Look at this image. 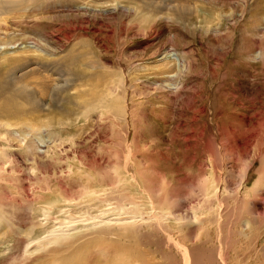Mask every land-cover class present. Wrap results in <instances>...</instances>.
<instances>
[{
	"label": "rangeland",
	"instance_id": "obj_1",
	"mask_svg": "<svg viewBox=\"0 0 264 264\" xmlns=\"http://www.w3.org/2000/svg\"><path fill=\"white\" fill-rule=\"evenodd\" d=\"M0 80V264H264V0L16 5Z\"/></svg>",
	"mask_w": 264,
	"mask_h": 264
},
{
	"label": "bare ground",
	"instance_id": "obj_2",
	"mask_svg": "<svg viewBox=\"0 0 264 264\" xmlns=\"http://www.w3.org/2000/svg\"><path fill=\"white\" fill-rule=\"evenodd\" d=\"M32 1H34V0H0V13L4 12V11H8L9 8H12L16 5L30 3ZM24 59L25 60L27 59L26 62L28 63L29 60L27 57H19V58L15 57V58H13V60H14L13 65L15 66V68H18V66L24 64L22 62V60H24ZM5 61H7V58H5ZM1 81L2 80H0V82ZM1 87H4L2 82H1ZM4 88H6V87H4ZM30 124L32 127L36 126L34 123H30ZM9 125L12 126L11 124H9ZM13 131H15L17 134H20L21 132L26 133V131H22V130H13ZM29 147H30V145H29ZM66 211H68V210H66ZM61 212H62V214H64L63 211H61ZM51 214H52V212H51V210H49V208L45 207L43 209V215L45 217L44 220L46 221V223L49 225L51 220H52V221H54L55 225H57V227L54 228V230L47 231L48 234H46L44 237L39 239L38 243H40L41 245H44V244L50 245L53 243H57V244L58 243H60V244L61 243H69L71 241L72 234H74L76 232V230L80 227L85 228V229H90V228H93L92 226H94L95 230L103 231V232L114 230L115 234L118 235L121 232H123V233H124V231L126 232L129 228L131 229V227L133 225L138 223V221L139 222L143 221V218H144V216H142L141 214L130 213L129 209L122 207V206L114 207L112 210L107 209L106 211H103L101 215L99 214L98 216H94L91 214L89 216H86L85 214L80 215V216L75 215V214L74 215L69 214L66 217L67 220H63L60 217L55 218V217L51 216ZM79 214H82V213L80 212ZM34 228H35V226L31 227L30 233L34 231Z\"/></svg>",
	"mask_w": 264,
	"mask_h": 264
}]
</instances>
